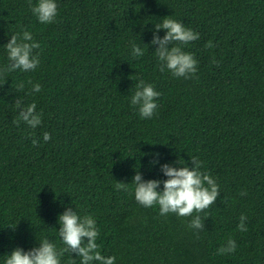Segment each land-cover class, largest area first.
I'll return each mask as SVG.
<instances>
[{
    "label": "trees",
    "instance_id": "obj_1",
    "mask_svg": "<svg viewBox=\"0 0 264 264\" xmlns=\"http://www.w3.org/2000/svg\"><path fill=\"white\" fill-rule=\"evenodd\" d=\"M56 3L55 21L42 24L32 12L38 0H0V67L13 34L29 31L40 45L36 70L0 78V264L43 239L63 248L58 217L69 207L95 219L98 250L115 264H264V0ZM167 17L200 37L180 45L198 62L192 78L159 70L151 42ZM141 80L160 93L150 119L131 105ZM16 100L36 104L39 127L14 123ZM191 157L219 185L214 204L180 217L136 201L137 172L165 180L162 165L191 169ZM196 215L204 230L189 227ZM230 238L236 251L218 255ZM73 260L80 264L75 253L60 257Z\"/></svg>",
    "mask_w": 264,
    "mask_h": 264
},
{
    "label": "clouds",
    "instance_id": "obj_2",
    "mask_svg": "<svg viewBox=\"0 0 264 264\" xmlns=\"http://www.w3.org/2000/svg\"><path fill=\"white\" fill-rule=\"evenodd\" d=\"M57 8L56 0H38V4L32 7V12L40 23L51 24L57 16ZM160 30H164L166 33L163 38L158 35ZM199 38L198 33L169 17L164 18L162 23L156 24L151 44L156 48L154 54L158 59L159 70L161 72L167 70L177 78L189 79L195 76L198 62L191 53L184 52L180 45H187ZM39 47V43L34 41L31 32L22 31L13 34L9 43L4 46L7 50L9 63L0 67V78L17 70L24 72L36 70L40 60L39 56L33 53ZM206 47H213L212 42L209 41ZM132 54L135 57H141L144 52L138 45L133 44ZM28 84L32 85L31 92L39 93L41 91L40 84H33L31 80L28 81ZM24 87L23 82L17 85V89L20 91ZM135 87L136 91L130 98L131 105L138 107L141 119L152 118L158 108L156 100L160 93L154 90L151 84H145L143 80ZM15 106L20 110L19 116L14 121L17 126L21 121L33 129L42 124V113L36 112L35 103L21 107V101L16 100ZM43 139L48 142L51 139L50 134L45 132ZM38 143L37 139L32 140L34 147ZM150 163H156V161ZM178 163L181 164V160ZM191 164L193 165L191 169L188 166L162 165L160 170L167 177L165 180L145 181L140 172H137L131 184L134 186L136 201L144 207L158 205L161 216L173 213L180 217H188L194 211L200 213L209 208L220 195L219 185L210 174L201 171L202 161L198 157H191ZM161 184L163 190L158 191ZM115 188L117 191L129 190L128 184L123 182H116ZM240 195L244 196L247 193L241 192ZM246 220V215L240 216L239 231L247 232ZM58 223L60 225L58 234L64 245L63 248L57 250L53 243L43 239L39 242L38 247L27 252L17 247L10 255H7L5 264H61L60 257L65 253L77 254L80 257V264H115V256L105 257L98 250L99 245L96 241L99 232L92 216L80 217L69 207L58 217ZM189 227L204 230L205 224L200 215H196L191 220ZM85 239L87 243H85ZM235 251L236 243L231 238L225 246L217 250L218 255Z\"/></svg>",
    "mask_w": 264,
    "mask_h": 264
}]
</instances>
